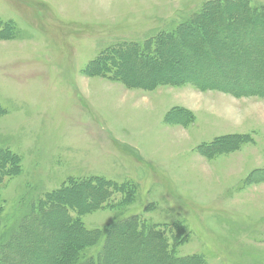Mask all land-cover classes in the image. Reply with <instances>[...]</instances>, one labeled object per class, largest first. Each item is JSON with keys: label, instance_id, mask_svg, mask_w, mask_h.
Masks as SVG:
<instances>
[{"label": "rangeland", "instance_id": "rangeland-1", "mask_svg": "<svg viewBox=\"0 0 264 264\" xmlns=\"http://www.w3.org/2000/svg\"><path fill=\"white\" fill-rule=\"evenodd\" d=\"M212 1L218 0H0V153L12 154L8 163L16 167L0 188V243L47 194L71 179L101 178L115 184L108 202L83 216L71 212L88 230L140 216L165 226L170 240L178 234L179 257L264 264V33L244 28L251 23L247 11L231 10L240 14L235 31L228 28L232 18L215 15L217 24L204 25L202 36L165 48V66L155 68L204 76L212 88L186 84L149 92L96 75L101 54L172 32ZM242 1L252 12L264 7V0ZM192 53L199 66L190 63ZM123 57L116 60L125 76L143 79L152 68ZM80 190L79 205L98 196ZM53 217L63 216L37 217L40 234L20 249L40 254L36 264L56 261L80 238L43 226ZM133 238L116 243L131 239L123 250L112 246L109 264L132 255L136 264H148L154 250Z\"/></svg>", "mask_w": 264, "mask_h": 264}, {"label": "trees", "instance_id": "trees-1", "mask_svg": "<svg viewBox=\"0 0 264 264\" xmlns=\"http://www.w3.org/2000/svg\"><path fill=\"white\" fill-rule=\"evenodd\" d=\"M241 9L243 12L246 10L245 14L249 16L248 21H251L250 26L244 27L249 29V32L260 30L264 33V28L261 26H256V24H264V7L257 8L253 12L252 8L241 1H212L205 5V8L194 15V18L180 24L176 30L172 32H161L158 36L151 39L149 42L141 43H125L116 45L114 48L109 50L111 55L101 54L100 57L95 61L100 64V69L97 72L98 77L106 78L115 82H119L129 89H139L144 91H154L163 86H175L181 87L186 84H192L200 90H206L208 87L212 88V84L206 83V77L197 76L195 74H175L177 67L169 66L166 72L161 69L157 70L155 68L165 66V59L163 57V52L165 48H173L175 46H184L186 41L190 39L191 35L202 36V27L207 24L214 23L215 15H224L227 19L230 17L231 20L228 21V28L231 30H236V24L238 15H233L231 10ZM247 21V22H248ZM222 21H218V25L222 24ZM242 23V22H240ZM244 23V22H243ZM256 27H255V26ZM259 27V28H257ZM231 32L229 37L233 36L235 33ZM190 35V36H189ZM258 35V34H257ZM258 39H263L261 36H257ZM186 37V41L184 38ZM216 35L213 36L211 41H214ZM234 39V38H233ZM203 40V39H202ZM198 55H204V51L200 47H197ZM108 52V51H107ZM106 52V53H107ZM203 52V53H202ZM195 53V51H194ZM194 53L190 54L188 58L190 63L194 62L196 67L199 66L198 58H193ZM125 56H133L139 58L141 62L150 64L152 68L148 69V72L143 75V79L136 78L124 74V66L122 62L116 60L117 58H124ZM118 55V56H116ZM121 56V57H120ZM108 57H113L108 59ZM117 61V62H116ZM189 62V61H188ZM126 66V64H124ZM113 66V70L109 67ZM166 66V67H168ZM121 67V69H120ZM106 68V70H105ZM154 68V69H153ZM128 70V69H127ZM174 72L175 75L172 73ZM147 79V80H145ZM215 87H213L214 89ZM181 111V110H180ZM241 137V136H240ZM243 138V136H242ZM0 188L6 178L14 175L15 165L8 163L12 161L15 157L12 154H8L6 151L0 153ZM5 160V161H4ZM4 161V163H2ZM115 184L107 182L101 178L95 180L80 182L75 179L70 180V185L66 188H61L58 191L51 192L44 196L38 203L33 205L30 213L23 218L18 229L13 233L12 237L7 241H2L0 243V264H36L40 257L39 255L32 254L28 252L26 256L20 252V249L28 242L29 237L34 234H40V230L36 229L34 222L39 216H46L47 214L55 215L57 212L62 213V219L53 217L52 219H47L43 221V226L49 227L51 230H55L57 225L61 229H65L74 232V237L80 236L76 243L72 246L63 249L56 261H52L50 264H109L112 256V246L117 245L116 243L121 240L124 235L129 237L134 236L133 240L142 247L152 248L150 256H147L146 263L148 264H204L203 259L198 256L192 257H179L176 255V249L181 244L178 234L172 236L171 240L166 236L165 226L163 225H149L147 222L142 221L140 216H132L127 219L118 220L107 226L104 230H88L81 220L73 219L71 212L77 214L78 216H83L87 213L93 212L95 209L102 208L110 198L109 191L114 188ZM80 189H89L90 191H97V197L95 201L89 204H77L74 201L75 197L82 195ZM80 191V192H79ZM1 202V199H0ZM98 207V208H97ZM3 207L0 203V215L2 214ZM181 225L176 224V231L179 233ZM60 230V229H59ZM129 231V232H128ZM28 238V239H27ZM54 237H52L53 239ZM32 241V239H30ZM131 239L123 243L124 245L118 247V250H123L124 246H129ZM98 248L99 252L94 255H88L86 252L90 249ZM159 249V252L156 251ZM137 249V248H136ZM137 251H139L137 249ZM136 255V252H135ZM25 256V258H24ZM134 255L127 260H123L120 264H136L137 260Z\"/></svg>", "mask_w": 264, "mask_h": 264}, {"label": "bare ground", "instance_id": "bare-ground-1", "mask_svg": "<svg viewBox=\"0 0 264 264\" xmlns=\"http://www.w3.org/2000/svg\"><path fill=\"white\" fill-rule=\"evenodd\" d=\"M80 192V191H79Z\"/></svg>", "mask_w": 264, "mask_h": 264}]
</instances>
